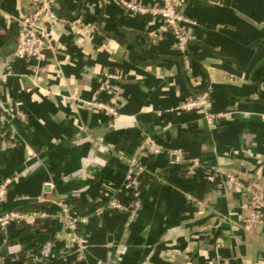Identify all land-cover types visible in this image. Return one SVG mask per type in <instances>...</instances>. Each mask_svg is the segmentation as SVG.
I'll return each mask as SVG.
<instances>
[{
    "label": "crops",
    "instance_id": "crops-1",
    "mask_svg": "<svg viewBox=\"0 0 264 264\" xmlns=\"http://www.w3.org/2000/svg\"><path fill=\"white\" fill-rule=\"evenodd\" d=\"M220 1L186 2L194 22L186 69L159 19L130 15L115 0H56L57 16H81L83 26H47L46 61L35 72V61L13 57L16 19L28 5L0 0V177L17 174L0 211L34 203L49 180L48 213L77 199L88 217L82 250L55 217L27 231L8 226L0 264H74L81 252L78 264H264V207L254 226L244 225L252 202H264V0ZM106 69L122 74L98 95L116 116L85 107ZM203 92L208 111L225 114L214 126L204 111L175 110ZM147 135L163 153L145 158L141 207L126 228L124 213L99 209ZM177 149L204 169L187 176L171 165ZM212 167L221 171L216 180ZM47 240L51 252L38 258Z\"/></svg>",
    "mask_w": 264,
    "mask_h": 264
},
{
    "label": "built area",
    "instance_id": "built-area-1",
    "mask_svg": "<svg viewBox=\"0 0 264 264\" xmlns=\"http://www.w3.org/2000/svg\"><path fill=\"white\" fill-rule=\"evenodd\" d=\"M27 5V11L23 12L16 19L18 26V34L16 38V46L13 51V57L30 62L37 63L36 69L41 63L46 61L45 51L49 47L46 35L47 26H62L70 30L83 26V18L78 16L72 20L57 16L52 10V4L56 0H24ZM126 13L138 16H150L161 21L158 26L160 33L172 32L176 37V50L182 55L184 66L189 67V57L187 54L188 45L192 39L190 26L194 22L184 13V6L188 0H160L157 2H144L139 0H115ZM210 4H220V0H205ZM8 66V63H7ZM122 78V74L118 70H104L99 78V87L97 92L86 101V109L89 111H98L107 116H116V108L108 102L103 101L98 95L106 92L113 84ZM209 95L207 92L194 94L180 102L175 108L177 111H204L206 118L214 126L221 120L225 114L213 113L208 111ZM21 118L24 115L18 111ZM164 146L151 136H145L142 144L135 155L127 162V170L124 181L119 189L112 193L104 200V204L99 209V213L105 210H116L125 214V227L128 228L137 212L141 207V190L142 177L146 175L147 168L145 158L150 156H158L163 153ZM174 166H184L187 176H195L199 170L204 169V164L198 157L188 156L182 149L174 151V157L169 160ZM213 180L221 177L219 168L212 167L209 169ZM17 174L6 175L0 177V204L7 199L10 186L13 184ZM228 180L237 186H241V182L234 176H230ZM53 184L47 180L43 184L41 195L36 201L45 199L52 193ZM124 192L123 199H118L117 194ZM17 200H26L28 196L19 195ZM261 206L264 202L261 198L255 199L251 205V213L244 220L246 228H251L257 223L262 215ZM55 217L63 222L64 227L70 235L71 242L79 249L84 248L85 239L80 232L82 226L88 223L86 215L76 214L71 209V204L66 200L59 202V210L55 215H51L46 210H21L11 209L0 211V237L8 226L21 224H32ZM52 241H45L38 251L39 257H47L52 249ZM1 260V257H0ZM83 260L82 252L77 255L76 262L78 264ZM34 261L35 258H34ZM222 264H231L225 260Z\"/></svg>",
    "mask_w": 264,
    "mask_h": 264
},
{
    "label": "trees",
    "instance_id": "trees-1",
    "mask_svg": "<svg viewBox=\"0 0 264 264\" xmlns=\"http://www.w3.org/2000/svg\"><path fill=\"white\" fill-rule=\"evenodd\" d=\"M184 171H186L185 169H184ZM185 174H186V172H185ZM143 178H144V176L142 177V184H143ZM142 186V185H141ZM117 198L118 199H123V197H124V192H119L117 195ZM76 200L77 199H74L73 200V202L74 203H72L71 204V209H72V211L74 212V213H76V214H78L77 213V210H76V207L74 206V204H75V202H76ZM47 206V202L46 201H44V199H41V200H38V201H35L34 203H32V204H30V205H27V206H24V207H22L21 208V210L22 209H26V210H33V211H38V210H45V207ZM25 210V211H26ZM36 225V224H35ZM21 226L22 227H24V229L27 231V230H32V228H33V226H29V224H21ZM35 228V227H34ZM33 228V229H34ZM41 248V247H40ZM39 248V249H40Z\"/></svg>",
    "mask_w": 264,
    "mask_h": 264
}]
</instances>
